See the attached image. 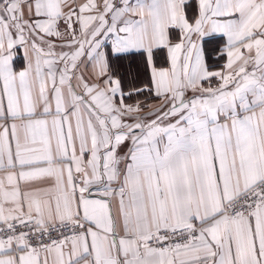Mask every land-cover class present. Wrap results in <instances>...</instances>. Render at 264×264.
<instances>
[{
    "label": "snow or ice",
    "instance_id": "snow-or-ice-1",
    "mask_svg": "<svg viewBox=\"0 0 264 264\" xmlns=\"http://www.w3.org/2000/svg\"><path fill=\"white\" fill-rule=\"evenodd\" d=\"M0 264H264V0H0Z\"/></svg>",
    "mask_w": 264,
    "mask_h": 264
}]
</instances>
